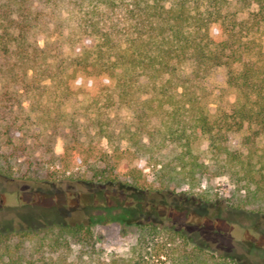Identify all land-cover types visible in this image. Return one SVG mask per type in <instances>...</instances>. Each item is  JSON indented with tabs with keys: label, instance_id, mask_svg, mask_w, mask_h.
<instances>
[{
	"label": "trees",
	"instance_id": "obj_1",
	"mask_svg": "<svg viewBox=\"0 0 264 264\" xmlns=\"http://www.w3.org/2000/svg\"><path fill=\"white\" fill-rule=\"evenodd\" d=\"M235 2L244 19L228 0H0V171L84 168L88 182L137 187L143 159L159 188L193 187L205 138L229 206L264 214V0ZM220 70L209 115L207 79ZM115 216L0 232V264H229L151 223L125 255H105L94 229Z\"/></svg>",
	"mask_w": 264,
	"mask_h": 264
},
{
	"label": "rangeland",
	"instance_id": "obj_2",
	"mask_svg": "<svg viewBox=\"0 0 264 264\" xmlns=\"http://www.w3.org/2000/svg\"><path fill=\"white\" fill-rule=\"evenodd\" d=\"M228 1V10L237 12L242 19L247 16L250 10L235 0ZM60 3L66 4L65 0ZM43 37L38 36L40 45ZM224 81V70L211 73L207 79L212 95L207 105L209 115L214 114L217 106L213 95L223 87ZM61 146L62 142L57 140L54 147L57 155L62 153ZM193 150L207 167L193 187L159 188L143 159L132 164L134 174L139 175L137 187L88 182L84 180L89 177L83 173L84 168H75L65 176L58 174L53 179L44 178V171L33 168L29 170L31 176L22 177L26 166L13 165L7 173L0 171V232L37 229L52 222L89 220L95 210L109 207L119 221L97 224L94 229L105 255H125L135 242L137 227L151 223L161 235L170 236L171 230L181 231L187 238L185 248L199 247L216 260H226L229 264H264V214L252 208L230 207L232 185L218 164L209 159L207 140H197ZM174 239L182 244L178 237ZM33 243L30 240L25 247L31 249Z\"/></svg>",
	"mask_w": 264,
	"mask_h": 264
}]
</instances>
